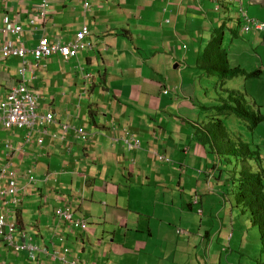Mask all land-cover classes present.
<instances>
[{"label": "crops", "instance_id": "0c3cea01", "mask_svg": "<svg viewBox=\"0 0 264 264\" xmlns=\"http://www.w3.org/2000/svg\"><path fill=\"white\" fill-rule=\"evenodd\" d=\"M88 1L86 11L85 0H49L48 15L40 18L42 0H0V30L6 20L23 28L20 37L0 31V47L8 38L26 49L42 36L71 42L83 27L92 44L68 60L28 54L24 75L22 59L0 54V101L24 81L39 96L37 112L52 111L57 121L47 128L49 136L36 134L31 143L27 130L0 124V168L10 155L22 189V203L10 214L18 224L14 243L51 253L68 248L66 260L82 264H169L164 257L185 241L186 231L176 227L186 211L204 216L199 209L229 192L222 179L231 163L221 156L234 134L215 128L206 73L215 30L222 31L231 65L259 71L261 81L252 82L251 92L264 115V33L242 31L239 11L242 3L264 22V0ZM247 54L253 64L240 62ZM60 123L91 136L79 140L70 131L62 139ZM257 129L261 138L247 142L264 151V121ZM133 137L141 146L129 150L125 139ZM58 208L85 220L87 228L58 218ZM0 264L65 263L43 254L32 259L0 240Z\"/></svg>", "mask_w": 264, "mask_h": 264}, {"label": "built area", "instance_id": "2783aa9c", "mask_svg": "<svg viewBox=\"0 0 264 264\" xmlns=\"http://www.w3.org/2000/svg\"><path fill=\"white\" fill-rule=\"evenodd\" d=\"M49 5V0H42L40 6H38L37 16L40 18H46L49 12ZM89 8V1L85 0L84 9L88 11ZM239 11L241 18L243 19L242 31H262L264 33V22L249 16L242 3L239 4ZM6 23V27L0 31L4 35L10 34L12 36L20 37L23 28L16 23L8 22V20H6ZM34 24L35 20H32L31 25L33 26ZM89 33V29L83 27L77 32L74 40L66 43L61 41L53 42L48 37L42 36L37 46L31 49L17 46L13 40L8 38L1 45L0 54L6 59L11 57L22 59L24 64L20 69V73L24 75L28 54L32 55L36 60L49 58L55 54H60L66 60L78 57L81 52L91 49L92 47V44L87 41ZM169 93V88L164 89L163 94L168 95ZM38 100L39 96L32 93L24 81L19 83L10 90L4 100L0 101L1 126L4 129L27 130L25 136L26 143H31L36 134H40L42 137L49 136L47 128L53 124H57V121L52 111H48L45 114H39L37 112L39 108ZM38 125L44 126L43 129L40 130ZM60 126L62 139L70 131L74 132L75 137L79 140L87 139L91 136V133L81 126H71L67 123H60ZM52 138L56 139L57 135H53ZM38 143L42 144V139H38ZM125 143L129 150L140 148L141 146V140L134 137L125 139ZM7 148H10V146L7 145ZM30 174L31 173L29 172L31 183V180L34 181V178L31 177ZM18 180V173L13 169V163L10 160V155H8L6 163L0 168V203L5 205L2 212H0V240L7 242L8 245L16 251L19 249L29 251V257L32 259L43 254L53 258H60L65 264H82L77 261L68 262L66 260L67 255H69L68 248H63V253H58L56 251L51 253L48 248L42 249L32 244L18 247L14 243V234L17 232L18 224L11 218L10 214L13 209L17 208L22 203V189L18 185ZM55 214L58 218L70 223V225L80 227L82 230L87 228V222L83 219H75L69 209L58 208L55 211ZM60 254H62V256H60Z\"/></svg>", "mask_w": 264, "mask_h": 264}, {"label": "rangeland", "instance_id": "374dc122", "mask_svg": "<svg viewBox=\"0 0 264 264\" xmlns=\"http://www.w3.org/2000/svg\"><path fill=\"white\" fill-rule=\"evenodd\" d=\"M219 27L220 26H217V28ZM231 44L232 41L230 40L229 47ZM240 62L244 65L253 64L248 54L247 56L241 57ZM249 70L252 71V67H250ZM89 73L88 75L92 76V71H89ZM211 77L210 82L212 88L210 90V95L212 94L214 99L209 98V104L213 103V111L218 113L219 107L222 104L221 98L227 96L226 92L228 91L225 92L218 87L217 77ZM252 78L253 77L237 76L228 81L226 87L229 90H233L238 88V83H240L241 87L239 90L243 92L246 99L251 101L254 108L258 110L259 106L257 99L251 92V90L254 91V88L252 89L251 87L252 82H256L259 79H257V76L254 80ZM85 81L84 78L83 82L80 80L79 87L84 86ZM44 99L48 103L50 102L47 97H44ZM223 122L230 129H228V131L234 134V137L232 139L230 138L232 141L237 137H241L245 142L248 140L253 141V139L257 141V138H261L257 128L251 130L244 122L241 120L239 121L235 117H229L227 120L223 119ZM248 143L252 144V142ZM218 144L219 146H223V143ZM261 152L263 155L264 151ZM221 157L230 160L229 172L231 175L234 176V172L240 173L243 164L238 166V162L225 153ZM183 160H188L189 163L190 157H184ZM219 175L220 172H218V176ZM224 176H226L225 173ZM232 183V181L225 183L229 191L227 199H218L219 202L215 205L208 202L205 204L204 209H199L205 212L204 216L199 214L198 210L192 212L194 215H191L190 210L186 211L187 213L184 221L176 227L186 231V237H184L185 241H180V249L177 252H170L171 258L168 259L164 257L165 260L169 261V264L174 261L178 263L181 262L182 264H257V261L261 260L264 262L260 234L252 227L248 215L244 213L241 207H237L238 194L236 196L233 194L234 192L232 193L233 188H235ZM214 199L216 198L214 197ZM190 216L192 217L190 218ZM170 218L172 217L170 216L168 219ZM191 237L192 240L190 241L189 239Z\"/></svg>", "mask_w": 264, "mask_h": 264}, {"label": "trees", "instance_id": "16d2710c", "mask_svg": "<svg viewBox=\"0 0 264 264\" xmlns=\"http://www.w3.org/2000/svg\"><path fill=\"white\" fill-rule=\"evenodd\" d=\"M212 49L213 57L208 60L206 73L208 76H214L218 79V87L223 89L227 97H223L222 104L218 113L215 112L214 123L218 131H228L227 125L223 119L235 117L239 121L244 122L251 130L256 129L263 121L264 115L255 109L251 101L246 99L240 90H229L226 85L228 81L237 76H246L248 78L258 77L259 71L247 72L239 65H231L228 56H226L223 48V34L220 30H215L211 35V40L207 46ZM208 110L209 108H205ZM213 109V108H212ZM227 146L225 154L233 157L238 166L243 164V168L238 172H234V176L227 171V175L223 177L222 183L232 181L235 188L232 193L237 196V207H241L244 213L249 217L250 223L260 234V242L262 253L264 254V156L261 148L251 143L245 142L241 137L229 140L224 143ZM239 168V167H237ZM257 264L264 262L257 261Z\"/></svg>", "mask_w": 264, "mask_h": 264}]
</instances>
